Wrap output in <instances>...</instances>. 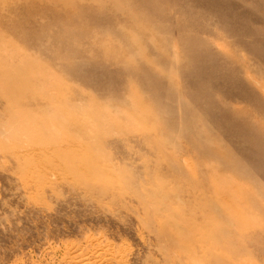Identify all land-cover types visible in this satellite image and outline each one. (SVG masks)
I'll return each instance as SVG.
<instances>
[{"label": "rangeland", "instance_id": "obj_1", "mask_svg": "<svg viewBox=\"0 0 264 264\" xmlns=\"http://www.w3.org/2000/svg\"><path fill=\"white\" fill-rule=\"evenodd\" d=\"M0 264H264V0H0Z\"/></svg>", "mask_w": 264, "mask_h": 264}, {"label": "bare ground", "instance_id": "obj_2", "mask_svg": "<svg viewBox=\"0 0 264 264\" xmlns=\"http://www.w3.org/2000/svg\"><path fill=\"white\" fill-rule=\"evenodd\" d=\"M77 257H79V256H77ZM78 259H79V258H78ZM80 259H81V258H80ZM99 261H100V260H99ZM99 261H98V262H99Z\"/></svg>", "mask_w": 264, "mask_h": 264}]
</instances>
